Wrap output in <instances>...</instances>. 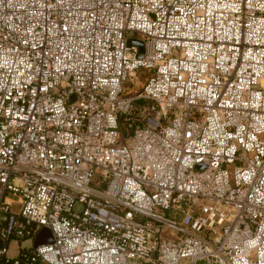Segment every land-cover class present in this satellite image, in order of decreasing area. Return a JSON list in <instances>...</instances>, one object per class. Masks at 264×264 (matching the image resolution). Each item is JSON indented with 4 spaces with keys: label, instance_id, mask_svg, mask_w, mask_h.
I'll list each match as a JSON object with an SVG mask.
<instances>
[{
    "label": "built area",
    "instance_id": "1",
    "mask_svg": "<svg viewBox=\"0 0 264 264\" xmlns=\"http://www.w3.org/2000/svg\"><path fill=\"white\" fill-rule=\"evenodd\" d=\"M0 224V264H264V0H0Z\"/></svg>",
    "mask_w": 264,
    "mask_h": 264
},
{
    "label": "rangeland",
    "instance_id": "2",
    "mask_svg": "<svg viewBox=\"0 0 264 264\" xmlns=\"http://www.w3.org/2000/svg\"><path fill=\"white\" fill-rule=\"evenodd\" d=\"M147 74L148 73L146 72V70L138 71L136 73V75L134 76V78L132 80H130L129 82H127V86H129V89L130 90L132 89L133 91L139 90L142 87ZM131 83H133V84H131ZM75 97L76 96H73V99ZM137 103L141 105V104H145L146 101L140 100ZM194 117L195 118L199 117V113L197 111L194 113ZM130 131H131V128L124 127V133H125V136H126L127 139H129L130 136H131V134L128 133ZM41 230H42V228L36 233L34 238L28 237V238H25V239H19L17 237H13L11 239V241L9 242L8 256L11 257V258H14V257L18 256V254L20 253L21 248L31 247V246H33L35 244H39L44 239V235L41 234V232H40ZM201 263L202 262H200L199 264H201Z\"/></svg>",
    "mask_w": 264,
    "mask_h": 264
},
{
    "label": "water",
    "instance_id": "3",
    "mask_svg": "<svg viewBox=\"0 0 264 264\" xmlns=\"http://www.w3.org/2000/svg\"><path fill=\"white\" fill-rule=\"evenodd\" d=\"M128 45L129 46L138 45L139 46V53L137 54V57L143 56V54H144V42H143V40L131 37L128 39ZM130 56H133V55L130 54ZM202 165L203 164H200V166H202ZM40 232H41V234L44 235V239L39 244L53 242V240H54L53 234H52V231L48 227H45V226L42 227V230ZM36 245H38V244H35V246Z\"/></svg>",
    "mask_w": 264,
    "mask_h": 264
},
{
    "label": "crops",
    "instance_id": "4",
    "mask_svg": "<svg viewBox=\"0 0 264 264\" xmlns=\"http://www.w3.org/2000/svg\"><path fill=\"white\" fill-rule=\"evenodd\" d=\"M131 264H153V263L144 259H134L131 261Z\"/></svg>",
    "mask_w": 264,
    "mask_h": 264
},
{
    "label": "trees",
    "instance_id": "5",
    "mask_svg": "<svg viewBox=\"0 0 264 264\" xmlns=\"http://www.w3.org/2000/svg\"><path fill=\"white\" fill-rule=\"evenodd\" d=\"M0 227H1V224H0ZM0 246H1V240H0ZM39 264H44L42 262H39ZM201 264H204L203 262Z\"/></svg>",
    "mask_w": 264,
    "mask_h": 264
}]
</instances>
